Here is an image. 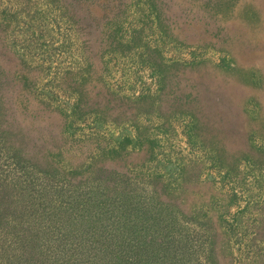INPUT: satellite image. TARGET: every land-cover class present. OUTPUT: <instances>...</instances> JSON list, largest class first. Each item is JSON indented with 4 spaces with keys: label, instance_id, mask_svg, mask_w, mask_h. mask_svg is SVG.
<instances>
[{
    "label": "rangeland",
    "instance_id": "rangeland-1",
    "mask_svg": "<svg viewBox=\"0 0 264 264\" xmlns=\"http://www.w3.org/2000/svg\"><path fill=\"white\" fill-rule=\"evenodd\" d=\"M23 212L128 264H264V0H0V231Z\"/></svg>",
    "mask_w": 264,
    "mask_h": 264
},
{
    "label": "trees",
    "instance_id": "trees-1",
    "mask_svg": "<svg viewBox=\"0 0 264 264\" xmlns=\"http://www.w3.org/2000/svg\"><path fill=\"white\" fill-rule=\"evenodd\" d=\"M21 214L16 216L18 223L12 230L5 234V231H0L5 239H0V264H128L122 242L118 243L120 245L116 243L117 248L112 245L94 246L84 239L85 243L76 248H56L48 244L51 239L48 228L42 224L37 227L29 225L25 212ZM91 228L93 226L90 225L88 230H82L80 237L88 234ZM68 233L71 236V232Z\"/></svg>",
    "mask_w": 264,
    "mask_h": 264
}]
</instances>
